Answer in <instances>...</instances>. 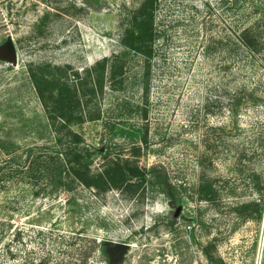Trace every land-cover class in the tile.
Wrapping results in <instances>:
<instances>
[{
    "label": "rangeland",
    "instance_id": "1",
    "mask_svg": "<svg viewBox=\"0 0 264 264\" xmlns=\"http://www.w3.org/2000/svg\"><path fill=\"white\" fill-rule=\"evenodd\" d=\"M160 2L150 66L128 52L117 87L107 80L84 106L101 119L73 129L90 149L166 173L174 201L158 184L97 195L25 173L0 191V264H264V0ZM122 4L130 0H0L3 149L52 152L55 131L31 68L85 76L122 52ZM48 9L55 14L37 30ZM245 28L253 50L237 44ZM104 240L131 247L114 263L97 246Z\"/></svg>",
    "mask_w": 264,
    "mask_h": 264
},
{
    "label": "trees",
    "instance_id": "2",
    "mask_svg": "<svg viewBox=\"0 0 264 264\" xmlns=\"http://www.w3.org/2000/svg\"><path fill=\"white\" fill-rule=\"evenodd\" d=\"M160 1L130 0V6L122 4L124 32L121 42L124 50L98 60L86 69L85 76L75 70L71 71V75L68 71H65L64 75H58L54 70H61V67L52 64L31 68L32 80L47 111L50 125L55 131L54 149L41 157L35 154L33 148H28L26 152H11L0 145V191L14 181L25 182V173L32 178L40 171L58 186L70 189L72 183L78 181L92 188L97 195L112 189L129 191L134 195L146 184H158L162 187L161 191L174 201L175 195L171 191L172 186L166 173L161 174L155 166L147 169L128 159L111 158L107 152H103V148L90 149L82 145V136L73 129L74 125L87 120L84 106L87 107L92 97L103 90L107 80L112 88H116V84L121 82L117 76L125 69L128 52L143 57L144 69L150 66L149 63L155 55L156 41L160 37L157 27ZM235 1L239 3V8L245 6L244 0ZM53 14L55 13L51 10H46L37 22L36 29L40 30ZM243 31V35L237 38V44L246 50H253L255 44L248 35V29ZM145 74L147 75V72L143 73V77ZM88 119H101V116L98 113L96 117L89 116ZM98 154L101 155L102 162L99 167H94ZM212 192L208 184L202 185L200 194L204 199H210ZM22 229L24 228L17 230L13 240H21ZM94 243L96 244V239ZM97 243V246L102 245V254L109 257L106 247L101 242ZM86 255L87 249L84 259Z\"/></svg>",
    "mask_w": 264,
    "mask_h": 264
},
{
    "label": "water",
    "instance_id": "3",
    "mask_svg": "<svg viewBox=\"0 0 264 264\" xmlns=\"http://www.w3.org/2000/svg\"><path fill=\"white\" fill-rule=\"evenodd\" d=\"M5 48L7 50L8 55L15 59L16 49L14 43L11 40H9L6 43ZM102 244L103 246L106 247L110 259L114 263L123 260L131 247V244L129 243L113 241V240H104Z\"/></svg>",
    "mask_w": 264,
    "mask_h": 264
}]
</instances>
